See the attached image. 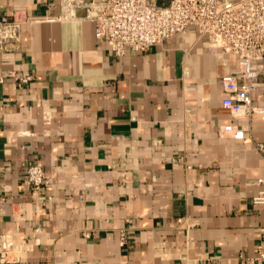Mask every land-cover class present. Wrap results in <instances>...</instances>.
Masks as SVG:
<instances>
[{"label":"crops","instance_id":"obj_1","mask_svg":"<svg viewBox=\"0 0 264 264\" xmlns=\"http://www.w3.org/2000/svg\"><path fill=\"white\" fill-rule=\"evenodd\" d=\"M16 12L57 16L60 0H0V18ZM84 14L24 23L0 52V74L34 75L0 83V235L15 256L0 264H264V112L222 103L238 57L196 26L116 56ZM252 66L264 108V61Z\"/></svg>","mask_w":264,"mask_h":264},{"label":"built area","instance_id":"obj_2","mask_svg":"<svg viewBox=\"0 0 264 264\" xmlns=\"http://www.w3.org/2000/svg\"><path fill=\"white\" fill-rule=\"evenodd\" d=\"M79 10L85 11L84 18L95 22L97 38L107 42L116 56L147 51L196 26L201 34L209 36L215 49L238 57V73L222 78L227 93L223 105L235 118H249L254 113L264 112L263 107L252 101V92L261 85L260 71L252 64L264 61V0H60L57 16L37 18L24 12H16L12 18L2 16L0 52L20 48L24 23L72 21L79 18ZM8 78L14 86L23 87L34 75L30 71H8L0 74V83ZM222 130L235 139H243L246 132L243 125L237 124L224 125ZM259 148L264 152V144ZM26 176L36 188L47 180L39 164H29ZM254 202L264 204V192L258 194ZM13 252L11 237L0 235V258L14 260Z\"/></svg>","mask_w":264,"mask_h":264}]
</instances>
